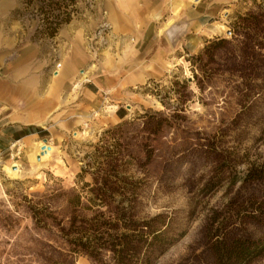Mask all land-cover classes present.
I'll use <instances>...</instances> for the list:
<instances>
[{
	"label": "rangeland",
	"instance_id": "obj_1",
	"mask_svg": "<svg viewBox=\"0 0 264 264\" xmlns=\"http://www.w3.org/2000/svg\"><path fill=\"white\" fill-rule=\"evenodd\" d=\"M215 8L201 29L171 40L175 25L160 29L154 47L167 53L154 63L151 52L107 43L106 27L87 33L96 98L72 110L73 83L38 125L45 136L0 155V264H118L114 245L144 223L162 240L153 252L122 253L123 264H223L229 249L245 252L225 264H264V0ZM19 18L35 32L29 13ZM21 45L49 101L59 43L33 34ZM140 60L154 72L145 83L92 86L121 84ZM75 228L87 230V255Z\"/></svg>",
	"mask_w": 264,
	"mask_h": 264
},
{
	"label": "crops",
	"instance_id": "obj_2",
	"mask_svg": "<svg viewBox=\"0 0 264 264\" xmlns=\"http://www.w3.org/2000/svg\"><path fill=\"white\" fill-rule=\"evenodd\" d=\"M88 1L87 9L85 4ZM227 1L195 0L192 4L191 0H78L76 9L79 12L53 38L59 43L63 68L53 73L54 87H51L52 96L48 101L42 99L41 73H31L25 68L24 51L27 46L21 44L31 41L34 33L26 21L14 16L20 9L19 0H0V155L8 156L9 152L20 155L24 148L35 145L42 137L36 132L27 133V130H42L38 125L48 114L46 111L50 104L53 109H60L63 105L61 96L73 83L75 86L71 93L68 91L70 97H74L70 102L73 103L72 110L79 107L87 110V99L92 101L96 98L94 91L87 87V71H84L89 31L99 25L106 27L111 30L107 43L128 46V50L135 46L137 55L145 56L151 52L149 60L154 63L167 53L164 47L155 48L158 42L163 43L158 35L160 29L165 32L171 24L179 31L185 26L201 29L212 19L215 7ZM151 45V48L141 51L143 46ZM139 62L124 72L126 79L121 80V84L104 88L102 81L96 80L92 86L104 90V93H112L117 91L116 87L120 89L145 83L154 72L150 66L143 65L142 60Z\"/></svg>",
	"mask_w": 264,
	"mask_h": 264
},
{
	"label": "trees",
	"instance_id": "obj_3",
	"mask_svg": "<svg viewBox=\"0 0 264 264\" xmlns=\"http://www.w3.org/2000/svg\"><path fill=\"white\" fill-rule=\"evenodd\" d=\"M77 2L78 0H22L21 4L24 8V13L17 10L14 13V16L17 15L18 17H23L25 13H29L37 22L34 38L53 39L57 36L60 29L64 25L68 24L72 17L76 14ZM119 117L122 118V115L119 114ZM33 132L38 133L41 137L46 135V132L37 128H30L27 130V133ZM77 205L79 206V203H77ZM72 226H74V224ZM138 227L140 228L139 232H137L138 236L132 237L135 240H125L121 244L117 243L114 245L113 251L117 257L118 264H123L120 262L122 259V253H131L133 251L136 253L143 249H145V251L153 252L157 247L158 242H160L163 238L162 232L159 230H153V228L146 223ZM73 233L78 238L77 249H79V253L87 255V230L75 228ZM119 247H121L122 250ZM115 248H118V250L115 251ZM234 251H236V249H229V252H227L228 258L223 261V264L230 261L229 259L237 263L243 256V252H245L242 250V253L239 254V252L237 253V251ZM148 260L149 257H147L143 264H148Z\"/></svg>",
	"mask_w": 264,
	"mask_h": 264
},
{
	"label": "water",
	"instance_id": "obj_4",
	"mask_svg": "<svg viewBox=\"0 0 264 264\" xmlns=\"http://www.w3.org/2000/svg\"><path fill=\"white\" fill-rule=\"evenodd\" d=\"M179 33H180V31L178 30V28H176V27H172V28H170V29L166 32V36L169 38V40H171V39L175 38V36H176L177 34H179ZM42 142H43L44 145H46V143H47L46 140H43ZM43 149H44V148H43ZM38 159H39V158H38Z\"/></svg>",
	"mask_w": 264,
	"mask_h": 264
},
{
	"label": "bare ground",
	"instance_id": "obj_5",
	"mask_svg": "<svg viewBox=\"0 0 264 264\" xmlns=\"http://www.w3.org/2000/svg\"><path fill=\"white\" fill-rule=\"evenodd\" d=\"M54 74H56V72H54ZM43 150H44V149H43ZM47 151H50V148H49V147L47 148ZM40 156H43V153H41ZM38 158H40V157H38ZM38 158H37V159H38ZM38 160H39V159H38Z\"/></svg>",
	"mask_w": 264,
	"mask_h": 264
}]
</instances>
